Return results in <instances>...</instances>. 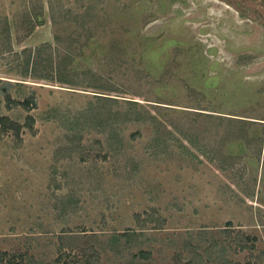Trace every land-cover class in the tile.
Instances as JSON below:
<instances>
[{
	"label": "rangeland",
	"instance_id": "374dc122",
	"mask_svg": "<svg viewBox=\"0 0 264 264\" xmlns=\"http://www.w3.org/2000/svg\"><path fill=\"white\" fill-rule=\"evenodd\" d=\"M89 3L143 20L134 32L151 41L144 60L159 74L182 51L183 76L158 91L168 100H185L188 85L207 92L243 121L240 138L227 137L225 156L175 130L156 147L153 126L134 121L120 125L116 154L81 112L99 94L115 98L112 110L148 100L26 76L23 59L0 55V116L34 119L19 137L0 132V264H264V0H0V29L7 18L14 51L52 43L50 4ZM67 194L78 207L63 214Z\"/></svg>",
	"mask_w": 264,
	"mask_h": 264
},
{
	"label": "trees",
	"instance_id": "16d2710c",
	"mask_svg": "<svg viewBox=\"0 0 264 264\" xmlns=\"http://www.w3.org/2000/svg\"><path fill=\"white\" fill-rule=\"evenodd\" d=\"M34 13L36 23L41 24L39 17L42 9ZM50 19L54 42H43L34 48L25 47L21 51H14L10 23L6 18L0 29V55L10 53L19 61L23 59L19 67L26 76L102 90H123L144 97L149 102H157L144 104L139 100L129 99L126 100L125 110H112L109 102L115 98L96 95L97 100L90 102L81 112V121L88 127L104 126L103 133L110 151L113 150L116 154L121 152L124 138L120 125L134 121L148 122L153 126L156 147L162 146V139L171 141L170 138L175 137L172 130H175L186 135L189 142L199 149L206 150L215 141L212 148L225 156L222 146L227 137L233 140L240 138L239 132H235L233 128H241L240 122L243 121L223 115L225 112L219 110L220 106L208 98L207 92L188 85L185 100H168L158 91L162 84L160 82L165 77L172 75L177 79L183 76V61L178 59L182 51H177L175 55L178 66L169 64L159 74L156 67L144 60L151 41L134 32L143 20L120 15L107 17L96 12V8L90 3L79 12L64 11L63 6L50 4ZM146 24L144 22V26ZM181 80L187 82L184 78ZM29 102L27 99L22 103ZM33 122V117L28 116L25 125L32 128ZM25 125L0 116V132H13L19 137ZM136 135L137 133L133 134ZM77 203L73 194H67L60 198V206L57 208H61L63 214H70L76 212ZM126 233L133 240L136 238V233ZM21 257L24 258L23 255ZM84 264H92L91 259H87Z\"/></svg>",
	"mask_w": 264,
	"mask_h": 264
}]
</instances>
